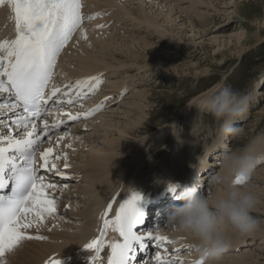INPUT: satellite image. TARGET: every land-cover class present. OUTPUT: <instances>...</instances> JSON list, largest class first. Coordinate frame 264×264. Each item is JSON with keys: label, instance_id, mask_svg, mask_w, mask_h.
Instances as JSON below:
<instances>
[{"label": "bare ground", "instance_id": "1", "mask_svg": "<svg viewBox=\"0 0 264 264\" xmlns=\"http://www.w3.org/2000/svg\"><path fill=\"white\" fill-rule=\"evenodd\" d=\"M242 2L243 0H80L82 23L75 30L70 42L60 54L56 65L54 81H59L55 83L57 86H67V90L74 87L78 81L92 77H98L101 81L100 84H104L100 93H96L99 90L97 89L91 94L92 96L87 95L88 88L80 89L75 87V92L81 93L77 104L69 105L66 103L67 100L72 99V96H70L62 105V111L59 114L58 112L50 113V122H47L46 118H42L38 123V127L42 131L45 130L44 125L48 124L47 131L49 132V135L43 138L44 142L38 151V158L48 149H52L48 159L55 161L56 169H58L55 173L45 174L46 183L56 184L55 195L52 196L56 201V209L54 215L50 217L44 216L42 223L35 216L30 217V220L35 222L37 226L28 229L22 228L21 231L26 235L40 236L41 239L22 241L19 247L7 258L8 264H55L56 261H60V264H108L111 249L107 245L112 242H120L118 233L114 232L111 228H108L104 233L103 240L105 247L96 260L93 261L92 259L95 252L86 251L85 248L92 240L99 237L102 226L100 217L105 209L111 205L107 219H114L116 210L120 204L128 201L126 197L116 194V198L108 202V198L112 193L126 192L124 189H119L123 182L127 184L128 190L136 188L137 190L133 195H138L141 199L146 195L152 201L161 200V205L151 211L156 212V215L149 217L147 221V226L143 233L147 237L152 235L151 231L153 227L151 225L154 223V216L158 215L157 219L164 221L166 216L170 214L171 207L179 206L180 204L177 200L171 202L162 201V194L165 193L168 199H171L176 195L177 191L174 190L172 196H168L170 192L168 190L169 186H179L178 189H181L180 184L183 182H192V177L185 175H188L189 171L195 166H198L200 171L204 173V176L201 177L203 186L196 188L201 194L213 195L215 191L213 182L216 180H232L231 176L224 173L222 166L226 158L237 155L233 152V149L231 150V154L223 152L219 155L220 157L222 156L219 165L217 162H214L217 155L214 158L213 155L216 153L213 151L219 152L226 147V142L222 140L224 137L221 134L216 138L217 140L214 142V145L207 148L204 152L202 162L207 161L204 165H202V162H197V164L195 163L180 170L184 166L181 164V167H178L180 171L172 174L166 173L164 176V178L167 177L166 179L162 178L161 173L160 179H149L147 184L141 185L138 181L136 182L134 179H131V177L128 178L127 172H117V170L120 168L118 166L120 163L118 161L120 159V152L126 148L125 144L127 140L132 139L128 142V145H134L137 142L136 140L139 137L137 134L143 133L141 125L148 115L146 112V107H148L147 90L138 88L134 93L133 91L132 93H127L126 91L133 89V86L136 85V78L140 77L143 73L157 70L156 67L162 68L163 66L166 70L176 73L175 75L191 74L195 76L197 74L198 76L206 77L208 71L196 73L194 71L195 65L191 62L192 60H197L199 53L194 46L199 48L203 44V40L201 39L208 32L216 35L209 40L213 46L210 52L213 56L220 55V61L222 59L225 61V54L223 52H227L228 56L233 54L229 50L230 47L238 45L240 55L246 52V49H243L241 46L245 40L246 33L239 31L230 35H221L224 32H220L229 19L236 17L237 10L243 8ZM91 16H95L96 18L89 19ZM221 18L223 20L219 25L206 29L201 28L207 22L214 23L213 20ZM263 20L264 18L256 17L254 20L255 25H250L260 28L264 25L262 24ZM14 25L13 13L10 6L7 3L0 5V42H10L14 39ZM255 32V38H259L257 31ZM185 34H188V37H185ZM179 38L186 42L185 45L187 47L184 45L185 47L183 48L186 49L189 45L193 48L189 52L186 49L187 52L184 51L185 56L170 55L168 52H165V48L174 49V43ZM131 39H133V43H130ZM164 41L166 42V47L161 48ZM180 51L182 53L183 50L181 49ZM0 55L3 54L0 53ZM169 63L174 65L168 67ZM177 64L180 66H177ZM190 70H192V73H190ZM64 80H67V82L64 83ZM128 84L132 85L130 89L128 88ZM218 87L219 85H215L196 94L185 106L179 109V112H183L188 108L192 109L194 106H198L199 110L207 112L204 109L203 101L206 97L213 94ZM253 92V98L250 100L251 104L248 106V110L249 107L251 109L256 108V103H259L258 97L262 96L259 93V95L257 94L256 89ZM64 94L65 92H61L60 96ZM126 94L128 96L123 98ZM97 106L100 107V111L92 115L100 113L96 114V117L88 115ZM77 108H80L81 112ZM248 110L246 114L249 113ZM69 113L79 115L78 122L75 121V126L72 123L73 127L70 126L71 128H68L69 125L66 124L60 129L54 130L52 124H61L69 117ZM113 114L123 115L122 117H117L118 120L113 119ZM246 114L238 122H247L250 118ZM86 116L87 118H85ZM262 116H264V104L259 111L255 112L253 120L257 122ZM13 117L16 116L8 112L2 118L3 123H9V126L13 128V132L7 133V129L0 128V136H3L5 133L11 136L18 135L15 132V125L10 123ZM87 125L94 131L83 137L76 138L75 136L82 134L81 128ZM170 125L174 126V123ZM246 127H248V124L236 126V134L231 137V140L235 139L240 142V140H237V136L238 134V138L243 136L244 131H247ZM159 131H162V129ZM98 132L102 134H98ZM93 135H98V142L96 144L95 141H90ZM60 137L64 138L61 139ZM147 137L141 142L144 143L152 136ZM183 143H177L176 141L174 144H171L173 146L172 157L175 150L180 148L181 153L179 152L180 155L177 158H180L184 152L190 153L193 143L188 146ZM237 146L238 144L235 145V147ZM252 146L256 152L262 153V157L256 158V160H254V157H251L256 165L257 160L264 161V139L259 144H256V142L252 143ZM249 149L250 147H247L246 150L248 151ZM134 152L139 154L141 151L136 150ZM162 154L164 155L166 152ZM134 155L136 156V154ZM143 155L141 152V156ZM145 156L137 160L135 164L132 162L130 166H138L146 158ZM56 157H60V159L57 160ZM173 161L174 163L176 162V160ZM41 162L43 161L40 158L39 164ZM217 166L219 167L217 168ZM215 168H217V176L213 180L210 177L216 170ZM167 170L169 172L170 169ZM61 176H65L67 179H61ZM117 177L118 180L115 181ZM165 184L167 187L163 190ZM247 187L257 200L254 211L264 212V166L257 171H253ZM48 192L51 194L53 190L49 189ZM81 197H85V200L82 206L79 207ZM141 199L137 201V205H140ZM255 215H257L256 212ZM167 218L165 220L166 224ZM155 231L158 235L157 237L164 242L163 246L164 244L172 243L171 254L163 255L171 259L170 264H176L183 259L184 256L179 252L180 249H183L182 252L186 251L184 249H188V243L190 246H194L186 235L176 231L173 227L166 226L163 232L159 229ZM259 233L257 231L253 236L243 239H237L229 234L228 239L232 243L230 252L238 250L236 247L250 248H245L241 253L223 257L221 264H252V262L249 263L251 261L249 259L250 256L253 259L264 260V256L254 250L256 248H251L252 245H256V240L260 239H256V237H264V233L258 235ZM142 242L144 243V241ZM130 256L137 259L136 262L138 264H148V259L144 256H136L132 253ZM189 258L195 260V257ZM260 263L262 264V262Z\"/></svg>", "mask_w": 264, "mask_h": 264}, {"label": "snow or ice", "instance_id": "2", "mask_svg": "<svg viewBox=\"0 0 264 264\" xmlns=\"http://www.w3.org/2000/svg\"><path fill=\"white\" fill-rule=\"evenodd\" d=\"M5 3L12 10L16 35L10 42H0V53L3 54L0 55V95L8 94L15 103H0V128L7 129V133L13 132L9 123L2 121L6 113H13L18 118L10 123L15 125V132L23 138L16 139L7 133L0 136V264H5L6 254L13 252L22 241L41 239L40 236L26 235L21 231L22 228L37 226L30 217L35 216L42 223L44 216L50 217L55 213L56 201L52 196L55 195L56 184L46 183L45 177L38 175V170L33 167V157L42 138L32 120H41L47 114L45 106L60 91L57 88L45 97L44 89L51 80L56 57L82 23L80 0H0V5ZM100 83L98 77H92L78 81L75 87L88 88L87 95H91ZM77 96L80 97L79 92ZM56 103L61 101L57 100ZM66 103L71 105L73 101L67 100ZM18 109H22L26 115H22ZM98 111L99 106L88 115ZM69 119L78 120L79 117L70 116ZM61 126L56 124L54 127L58 129ZM47 128L44 125L45 137L49 135ZM51 152L52 149H48L40 157L45 173L56 171L55 161L48 159ZM60 178L67 179L65 176ZM243 182L239 177L233 181L235 185ZM49 189L53 190L51 194ZM168 190L171 192L175 189L169 186ZM140 199V196L132 195L128 201L120 204L114 219H107L111 205L105 209L100 217L102 226L99 237L85 248L86 251L95 252L93 261L104 249V233L111 228L118 233L122 243L107 245L111 249L108 264H127L133 242L140 243L143 238L133 233V228L143 223V214L136 206ZM147 238L153 239L150 235ZM140 247L143 250L142 244ZM55 264H60V261ZM195 264L202 262L197 260Z\"/></svg>", "mask_w": 264, "mask_h": 264}, {"label": "rangeland", "instance_id": "3", "mask_svg": "<svg viewBox=\"0 0 264 264\" xmlns=\"http://www.w3.org/2000/svg\"><path fill=\"white\" fill-rule=\"evenodd\" d=\"M242 5L243 8L237 10L236 17L229 19L224 24L225 26L221 29L220 32H224L221 33V35L224 34L230 35L237 33L239 31L246 33L245 40L241 44L242 48L246 49L245 50L246 52L240 55L239 53L240 48L238 47V45L234 47H230L229 50L233 54L228 56L227 52H223V54H225V61L224 59L220 61L221 59L220 55L213 56V54L210 52V50L213 49V46L211 45V42L209 40L211 39V37H215L216 35H213L212 32H208V34H206L203 37V39H201L203 40V44L200 45L199 48L194 46V48H196L200 54L198 53L197 60H192L191 62L192 64L195 65L194 71H196V73H201L202 71L203 72L208 71L206 77L205 76L201 77L198 76L197 74L195 76L191 74L175 75L176 73H172L171 71L166 70V68L162 66V68L156 67L157 70L155 69V71H149L147 73H143L145 77L143 74H141L140 77L136 78V85L133 86L132 90L130 89L132 85L130 86L128 84V88L130 90L126 91L127 93H132V91L134 93L135 90L138 88L139 89L144 88L147 90L148 107H146L147 108L146 112L148 115L145 121L141 125V127L143 128L142 130L143 133L137 134V136H139L138 139L136 140L137 142L134 145L132 144L128 145V142H130L132 139L127 140V143L125 144L126 148H124L120 152V159L118 160L120 162L118 164L120 168L117 170V172L125 171L127 172L128 178L131 177V179H134L136 182L138 181V183L144 185L149 182V179H153V178L160 179L161 173H162V178L166 179L167 177L164 178L166 173L172 174L177 171H180L181 169H184V167H188L190 165L192 166L193 164H195L196 162L194 161H197L201 157V155H203V153L206 151L207 148L214 145V142L217 140L216 138H218V136L220 135L219 126L209 113L201 109L199 110L198 106H194L192 109L188 108L185 111H183L184 113L182 111L179 112V109L185 106L186 103L193 96L215 85H219L218 89L222 85L230 86L234 91L238 92L240 95L248 96L250 100H252L253 98L252 95L254 93L253 92L254 89H256L257 94L259 93L260 95H262L258 97L259 103L258 102L256 103L257 104L256 108L254 109L252 108L253 109L252 110L251 107H249L248 110L249 113L246 114V116L249 117L250 119L245 123H243L244 121L243 122L237 121V123H235L234 125V127H236L241 124L242 125L248 124V127H246L247 131H244V135L239 138H238L239 134L237 136V140H240V142L236 141L235 139L231 140L232 136L226 138L229 140L228 143L225 140L226 142L225 144L229 145V148H231V150L233 149V152H235L237 155H243V152L247 149V147H250V149L247 151L248 156L250 157L251 155L255 156L254 160H256L257 158L256 155L257 156L262 155V153H258L254 150L252 143L256 142V144H259L260 141L264 139V116H262V118L257 122L253 120V116L255 112L259 111L264 104V25H262L260 28H257L253 25H255L254 20L256 17L264 18V0H243ZM222 20L223 19L221 18V19L213 20L214 23L207 22L205 26H201V28L206 29L209 27L211 28L214 25H219L222 22ZM262 24H264V20L262 21ZM255 31H257L259 38L257 37L255 38V34H256ZM185 35H184L185 37H188V34ZM150 40L153 41V39L151 38ZM165 41L164 43H162L161 48L166 47ZM130 43H133V39H131ZM185 43L186 42L183 39L179 38L178 41L177 42L175 41L174 43L175 44L174 49L165 48V52H168L170 55L177 54V56L179 55L185 56L184 51H186L187 49V51L189 52L193 48L190 45L186 49L183 48L186 46ZM181 49L183 50L182 53H180ZM171 63L168 64V67H170V65L171 66L174 65ZM219 63L221 64L218 65ZM177 66L180 65L177 64ZM190 73H192V70H190ZM218 89H216V91ZM126 96H128V94L123 96V98ZM250 104L251 101L249 103V106ZM122 115L123 114H113L112 117H114L113 119H118L117 117H122ZM76 122L73 123L74 126ZM171 123H174V126L170 125ZM73 125L69 124L68 128L73 127ZM160 129H162V131H159ZM81 131L82 134L79 136H75L76 138L83 137L86 134L93 132L94 130L92 131L91 128H89V126L87 125L84 128H81ZM98 134H102V133L98 132ZM97 136L98 135L91 136L90 141L93 140L95 141L96 144L98 142ZM147 136L148 137L152 136V137L148 138ZM146 137L148 139L144 143H142L141 141L144 140ZM175 140L177 141V143L184 142L183 144L186 146L193 143L191 147L192 150L190 151V153H186L182 150L184 153L181 154L180 158H177V156L180 155L181 153L180 150L181 148H180L175 150V153L172 157L173 146L171 144H174L176 142ZM138 141L142 143L140 146H139L140 143ZM237 144L238 146L235 147V145ZM136 150H140L142 154H144L143 156L146 155L145 156L146 158H144L138 166L132 167L130 166L132 162L135 164L137 160H140V158L143 157L141 156V152L139 154L135 153L134 151ZM161 150L162 153L166 152V154L163 155L161 153ZM213 152L216 153L213 155L214 158L215 155H217L216 160H214V162H217V164L219 165L220 161L222 160V156L220 157L219 155L222 152L221 151L219 152L213 151ZM228 153L231 154L232 152H228ZM134 154H136V156ZM173 160H176V162L174 163ZM181 164L184 166L181 167ZM263 166H264V161L257 163L254 170L257 171L258 169H261ZM178 167H181L180 170ZM218 167L219 166H217V168ZM161 168L162 170H160ZM217 168H215L216 170L212 173L215 176V178L217 176ZM167 169H170L169 172ZM117 180L118 177L116 178L115 181ZM125 187L127 189V184L126 183L124 184L123 182L122 188L126 192H128V189L126 190ZM84 198L85 197H81V202H80L81 205L79 204V207L82 206L85 200ZM156 208L157 206L154 207V209ZM255 212L258 216L255 215ZM252 215L255 217V219H257V221L260 224V230L258 231V233L259 232L261 233H259L258 235H261L262 233H264V229H263L264 212L257 210L254 211ZM166 226L168 225L162 221L160 222L158 229L163 232L166 229ZM257 238L260 239L257 240L256 246L254 245L255 247H253L252 245L251 248L252 249L256 248L254 250L259 252L260 255L264 256V244H263L264 237H256V239ZM245 248H250V247H245ZM245 248H240L241 250H239V252L237 253H241ZM249 259H251V261ZM249 259L248 260L250 262L246 260L249 263L252 262V264H259L260 262H262V264H264L263 259L258 260L254 258L255 259L254 260L251 256ZM185 263H187V261Z\"/></svg>", "mask_w": 264, "mask_h": 264}, {"label": "clouds", "instance_id": "4", "mask_svg": "<svg viewBox=\"0 0 264 264\" xmlns=\"http://www.w3.org/2000/svg\"><path fill=\"white\" fill-rule=\"evenodd\" d=\"M249 103L248 96L222 85L204 99L203 106L218 124L220 134L228 138L236 134L234 125L245 116ZM255 166L250 156H229L222 167L232 180L214 181L213 195L185 189L176 196L180 204L171 207L167 225L189 238L194 245L195 256L202 264H221L231 246L229 234L243 239L260 230L259 222L252 215L257 200L247 187ZM237 177L244 181L243 184L233 183ZM13 252L6 254L5 264Z\"/></svg>", "mask_w": 264, "mask_h": 264}]
</instances>
